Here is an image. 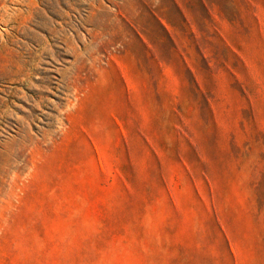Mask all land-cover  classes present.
I'll list each match as a JSON object with an SVG mask.
<instances>
[{"label":"rangeland","instance_id":"374dc122","mask_svg":"<svg viewBox=\"0 0 264 264\" xmlns=\"http://www.w3.org/2000/svg\"><path fill=\"white\" fill-rule=\"evenodd\" d=\"M0 264H264V0H0Z\"/></svg>","mask_w":264,"mask_h":264},{"label":"crops","instance_id":"0c3cea01","mask_svg":"<svg viewBox=\"0 0 264 264\" xmlns=\"http://www.w3.org/2000/svg\"><path fill=\"white\" fill-rule=\"evenodd\" d=\"M130 70V69H129ZM131 78L132 88L135 90L145 89V68L135 60L131 70L128 72Z\"/></svg>","mask_w":264,"mask_h":264}]
</instances>
